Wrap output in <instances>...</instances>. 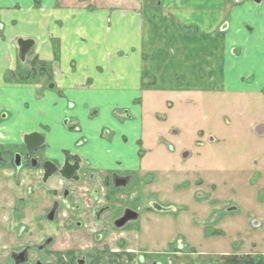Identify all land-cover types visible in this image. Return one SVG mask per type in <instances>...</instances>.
<instances>
[{"label": "crops", "instance_id": "crops-1", "mask_svg": "<svg viewBox=\"0 0 264 264\" xmlns=\"http://www.w3.org/2000/svg\"><path fill=\"white\" fill-rule=\"evenodd\" d=\"M153 1L0 0V113H6L0 120V142L15 144L37 131L53 145L54 156L60 149L70 148L100 165L94 157L105 155L110 159L104 167L113 168L127 144L120 138L113 144L97 139L103 125H117L111 113L138 111L137 135L129 134H136L131 123L117 132L127 133L130 142L143 129L145 138L143 113L149 112L141 103L145 91L155 96L157 92L174 93L176 97L194 92L204 81L205 67L210 80L227 82L225 75L214 77L216 62L222 57L229 70L231 93L264 100V0H231L228 15L224 9L220 12L221 0ZM204 18L218 20L208 25ZM186 19L195 20L203 29L195 38L182 27L181 21ZM221 25L227 28L223 40L214 35ZM19 38L34 40L28 55L33 51L51 65L48 73L54 78L53 87L6 80L5 74L12 72L19 60ZM175 50L174 61L195 68L191 77L195 86L189 90L164 86L173 81V74L178 82L179 74L170 65ZM157 77L163 79V87L157 86ZM152 99L147 97L149 105ZM90 111H97L96 117H89ZM67 116L81 126V132L64 126ZM257 127L258 133L264 134V123ZM83 136L95 146H76ZM140 164L138 156L131 166L140 168ZM111 254L107 255L111 264L118 260L129 264L127 260L135 256L133 252ZM195 256L184 252L173 254L172 259L174 264H201ZM216 263L256 264L251 254L246 259L234 254L203 262Z\"/></svg>", "mask_w": 264, "mask_h": 264}, {"label": "rangeland", "instance_id": "rangeland-1", "mask_svg": "<svg viewBox=\"0 0 264 264\" xmlns=\"http://www.w3.org/2000/svg\"><path fill=\"white\" fill-rule=\"evenodd\" d=\"M230 5L231 0H221L220 12L224 9L228 15ZM210 18H204L208 25L218 20ZM181 22L183 29L194 38L203 31L193 19ZM221 26L214 35L223 40L227 28ZM186 39L190 43V38ZM175 52L170 65H174L173 70L176 68L179 83L173 74V81L164 86L189 90L195 86L191 84L195 68L183 66L187 62L180 64L174 61ZM35 56L32 51L25 62L19 59L12 72H17V75L29 74ZM223 59L219 58L216 62L214 77L220 76L222 79L225 75L228 77L227 82H223V79L221 82L217 79L212 81L213 78L210 80L205 67L204 81L202 85H196L199 90L180 97L164 92H157L159 95L155 96L156 93L145 91L141 103L145 104L144 111L149 112L143 113L146 133L144 144H138L136 136L127 143L121 155L132 164L139 152L146 153L141 159L140 172L151 177L154 185L149 188L152 191L148 192V196L151 197L146 194L141 198L140 208L148 206L153 199L175 209L162 213L141 211L140 218L127 226L131 228L129 234L126 228L124 231L127 232L121 233L109 227L106 244L93 242L94 235L101 231L97 228L99 226L76 231L77 237L72 240L66 236L67 233L59 232L56 247H60L63 252L69 251L67 249L70 246L72 249L77 247L78 251H86L93 245L94 249L123 248L118 241L120 238H129L126 245L133 248L136 242V238L132 237L133 229L139 238L140 248L167 251L168 245L175 249L176 243L181 240L184 250L196 254L201 264L234 254H240L241 259L251 254L256 264L260 260L264 261V134L258 133L257 127L264 123V100L258 97L246 99L248 95L231 93L229 70ZM51 70L45 74L36 72L26 83L48 86L54 79L48 74ZM12 72L6 73L5 78L15 83L7 78H12L9 74ZM158 73L162 74L161 71ZM161 77H157L156 84L163 87L160 85L163 80ZM149 96H153L150 105L147 102ZM129 113L135 117V121L138 119V111ZM131 126L136 134H132V131L129 134L137 135L138 124L131 123ZM7 147L12 154L25 153L24 146ZM10 156V153H4L2 158L7 164V173L11 169ZM27 169L23 168L21 173ZM3 171L0 168V201L3 203L0 210V243L10 244L13 238L7 231V217L10 205L16 203L13 196L15 188ZM137 175L142 178L144 174ZM59 179L49 185L61 189L63 181ZM196 191L202 192L203 196L198 198ZM83 198L87 201L85 196ZM43 203L49 204L46 189ZM110 215L114 218L116 212ZM254 221L259 225H255Z\"/></svg>", "mask_w": 264, "mask_h": 264}, {"label": "flooded vegetation", "instance_id": "flooded-vegetation-1", "mask_svg": "<svg viewBox=\"0 0 264 264\" xmlns=\"http://www.w3.org/2000/svg\"><path fill=\"white\" fill-rule=\"evenodd\" d=\"M50 83H48V87H50ZM129 112L125 110L113 111L110 118L118 125H103L99 130L97 139L107 144H113L120 138L123 143L127 144L129 135L127 133L119 135L117 131L122 130L124 126H127V123H136L135 117ZM96 114L97 111H90L88 116L94 118ZM1 115L2 113H0V120L5 119L6 113ZM63 122L64 126L71 131H82L81 126L71 122L69 116ZM143 135L144 130L141 129L136 140L138 144H144ZM75 144L79 147L88 148L95 146L94 142H89L85 136L81 137ZM18 145L24 146V154H12L7 147ZM118 150L116 148V151ZM66 151H70V154H67ZM55 152L53 145L48 143L46 138L41 146L32 151L25 143V136L21 142L15 144L0 142V168L2 171L4 170V174L12 182L15 188L13 196L16 199V203L10 205V212L7 217V231L13 240L10 244L0 243V264H111L107 261L108 254L115 255L117 253L127 256L128 252L135 253L131 261L127 260L129 264H174L173 254L187 252L184 250L181 240L176 243L175 249L168 245L167 251L155 252L140 248L139 238L133 229L132 237L136 238L133 248L126 245L129 238H120L118 242L123 248L108 249L103 247L94 249L95 246L93 245L86 251H78L77 247L72 249L70 246L67 249L69 251H61L60 247H56L59 242L57 236L59 232L67 233L66 236L72 240L77 237L76 231H85L87 227L99 226L97 228L101 231L94 235L93 242L106 244L105 240L110 231V229L107 231L109 227L111 230L121 233L127 232L131 229L127 226L140 218L141 211L162 213L175 208L152 199L148 206L141 209L139 204L141 198L145 197L146 194L148 196V192L152 191L149 188L154 185V181L151 177L145 176L144 172H140V168H133L131 162L125 163L122 157L121 159L115 158L113 168L109 169L104 167L110 159L105 155L98 156V158L94 157V160L100 161V165H96L92 158L70 148L60 149L58 156L53 155ZM4 153L11 155L9 161L11 169L8 173L5 170L7 164L2 159ZM70 155L79 156L81 159L80 168L75 173L66 172L71 177L67 178L59 172V169L65 165V160H68L71 165L73 164V160L69 159ZM145 155L146 153L139 152L138 156L142 159ZM45 164L47 165L45 166ZM25 167L28 169L22 174L21 170ZM54 167H57L55 171L47 175L48 171ZM136 173L144 175L140 178ZM58 178L63 181L61 189L49 185ZM45 189L49 199L48 205L43 203ZM81 191L83 192L81 193ZM195 195L198 198L203 196L200 191H196ZM1 203L0 201V210L3 204ZM126 209L133 210L138 218L128 221L121 228H117L115 221L124 215ZM113 212H116V215L111 218L110 213L113 215ZM253 223L258 224L256 221ZM125 228L127 231H124ZM129 232L131 231H128V234ZM113 264L125 263L118 260Z\"/></svg>", "mask_w": 264, "mask_h": 264}, {"label": "water", "instance_id": "water-1", "mask_svg": "<svg viewBox=\"0 0 264 264\" xmlns=\"http://www.w3.org/2000/svg\"><path fill=\"white\" fill-rule=\"evenodd\" d=\"M17 44H18V50H19V52H18L19 59L22 62H25L28 53L32 50V48L34 46V40L33 39L19 38L17 41ZM53 86H54L53 84L50 85V87H53ZM44 142H45V136L43 134H41L40 132L35 131V132H32V133L25 135V143L28 145V148L30 151L34 150L35 148H38ZM32 145H33V147H32ZM66 153L70 154V151H66ZM69 159L73 160V164L71 165L68 160H65V165L61 169H59V172L67 178H71V177L68 176L66 172L71 171V172L75 173L77 170H79V168H80L79 163L81 160L78 155H70ZM46 165L47 164H45V166ZM55 168H57V167H54L51 170H49L47 175L49 173L55 171ZM135 214L136 213L133 212V210L126 209L124 212V215L115 221V226L117 228H121L128 221L136 220L138 217Z\"/></svg>", "mask_w": 264, "mask_h": 264}, {"label": "trees", "instance_id": "trees-1", "mask_svg": "<svg viewBox=\"0 0 264 264\" xmlns=\"http://www.w3.org/2000/svg\"><path fill=\"white\" fill-rule=\"evenodd\" d=\"M31 66L32 67L30 68L29 74L25 75V74L19 73L17 75V72H12V73H9L11 74L10 77L12 78H9V76L7 78L17 83H23V82H28V80L30 79V76L35 75L36 72H38L39 74H45L44 72H47L49 69L51 70V66L49 65V63H47L46 61H41L37 56H35L33 61H31Z\"/></svg>", "mask_w": 264, "mask_h": 264}]
</instances>
